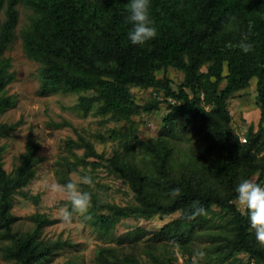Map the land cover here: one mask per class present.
Returning <instances> with one entry per match:
<instances>
[{
	"label": "trees",
	"instance_id": "16d2710c",
	"mask_svg": "<svg viewBox=\"0 0 264 264\" xmlns=\"http://www.w3.org/2000/svg\"><path fill=\"white\" fill-rule=\"evenodd\" d=\"M19 3L33 12L20 36L25 54L41 66V93L92 92V96L80 95L76 108L87 114L99 104L96 112L115 121H130L141 110L151 113L162 102L169 110L163 118L169 136L148 142L138 137L136 129L117 132L120 137L135 140L152 169L139 166L129 158V152L114 151L105 158L90 142L82 140L79 145L85 155L68 162V170L80 164L94 169L106 161L111 172L130 184L138 201L133 207L113 205L81 185L93 193L92 207L84 221L107 238L120 218H151L180 211L177 220L156 234L180 245L205 221L206 215L192 217L194 209L203 207L208 213L216 205L232 215L233 226L232 233L222 237L218 256L223 253L226 260L245 252L264 262V247L257 242L248 217L241 215L234 203L235 189L242 180L259 172L257 183L264 181V0H150L158 34L143 46L133 45L128 39L132 27L127 21L130 0H7L6 20L0 23V114L15 105V100L4 93L15 78L11 60L4 54L14 38ZM4 4L5 0H0V11ZM244 33L249 34L253 51L244 53L237 47H226L229 43L236 45ZM204 66L207 71L201 72ZM169 68L183 72L181 83L175 85L169 78L156 77L157 71ZM252 79H256L260 126L257 132L249 128L245 142H240L231 126L228 99ZM224 80L226 84L220 88ZM132 87H153L163 93L164 99L140 106ZM182 121L204 130L203 149L207 152L201 163L174 158L176 148L170 138ZM4 129L6 126L0 123V137ZM37 150V142L28 139L25 153L8 173L0 146V252L14 264H39L52 251V246L40 239L43 227L51 222L45 214L31 216L34 226L29 233L13 232V201L35 177V166L41 161ZM59 180L70 181L61 176ZM176 189L179 194H175ZM155 250L157 247L144 250L150 263H143L133 252L123 248L116 252L111 247L101 248L97 260L100 264H175L170 255Z\"/></svg>",
	"mask_w": 264,
	"mask_h": 264
},
{
	"label": "rangeland",
	"instance_id": "374dc122",
	"mask_svg": "<svg viewBox=\"0 0 264 264\" xmlns=\"http://www.w3.org/2000/svg\"><path fill=\"white\" fill-rule=\"evenodd\" d=\"M6 7L7 0L0 11V23L6 20ZM16 9L18 21L14 38L4 54V57L10 58L15 73V78L7 85L4 93L15 100V105L0 114V123L6 126L4 134L0 137V146L3 148L4 169L11 173L18 158L25 153L28 139L38 144L37 154L41 161L35 166V177L15 196L11 213L16 217L13 232L18 235L27 234L32 230L34 222L31 216L36 213L45 214L51 221L43 227L40 239L48 242L52 246V251L48 259L39 264H100L97 260L99 251L101 248L109 247L115 248L116 252H121L122 248L127 253L133 252L144 261L143 263L151 261L144 250L157 247L155 250L157 254L170 255L175 264H193L197 251L205 253L199 264H264L257 262L245 252L235 253L226 260L223 253L221 257L218 256L216 250L223 245L222 237L231 234L233 226L232 215L216 205L207 213L203 225L189 237L186 236L180 245L156 236L166 224L181 216L180 211L165 215L156 214L151 218L138 215L120 218L107 238H103L98 230L85 222L83 216L73 213L71 223H65L60 218L58 210L70 205L62 194L52 191L49 187L54 183L66 184L59 180L60 176L62 179L66 177L76 181L79 176L90 175L95 184L91 189L105 202L122 207L137 206L136 194L130 184L111 172L107 167L108 162L103 161L102 165L94 169L90 165L83 167L80 164L77 169L72 170H68V162H75L84 157L85 149L79 145L84 139L105 158L111 157L114 151L129 152V158L139 166L152 169L142 148L135 145V140L120 137L117 132L136 129L138 137L148 142L157 140L158 137L169 136L164 130L163 122L169 110L162 102L158 110L151 113L141 110L132 116L130 121H115L96 112L99 104H95L94 109L87 114L76 108L80 95L92 96L94 95L92 92L41 93V66L25 54L20 36L22 29L30 23L33 12L23 3H19ZM206 71L207 67L201 68V72ZM156 77L169 78L177 85L183 80L184 74L169 68L166 72L157 71ZM225 84L224 80L220 88ZM131 92L140 106L153 99L161 101L164 99L163 93L153 87L147 89L132 87ZM257 94L256 79H252L245 89L228 99L231 126L240 142H245L249 128H252L253 132L259 129L261 111ZM174 132L175 136L170 138L176 148L174 158L178 162L192 159L199 163L203 162L204 154L207 152L203 149L206 142L204 130L182 121L176 125ZM73 142L78 145H74ZM124 145H127L126 149ZM87 160L98 161L92 157H88ZM258 176L259 172L249 179L257 182ZM260 184L264 186V181ZM236 208L238 209L237 205ZM102 212L109 214L108 210ZM130 232L133 234H128ZM2 244L0 240V246H3ZM0 264H14V261L0 252Z\"/></svg>",
	"mask_w": 264,
	"mask_h": 264
},
{
	"label": "clouds",
	"instance_id": "9594fccd",
	"mask_svg": "<svg viewBox=\"0 0 264 264\" xmlns=\"http://www.w3.org/2000/svg\"><path fill=\"white\" fill-rule=\"evenodd\" d=\"M150 8V0H130L127 6L129 13L127 21L132 25L128 32V39L133 45L143 46L156 38L158 34ZM226 47H237L244 53H249L254 49L253 43L249 42L248 33L242 34L236 45L229 43ZM81 185L89 188L95 187L90 175L79 176L76 181L70 180L66 184L54 183L49 186L52 191L62 194L70 205V208L65 206L58 210L60 218L65 223L72 222L73 213L87 218L89 209L92 207L93 193L83 190ZM174 191L175 194H179V189ZM235 192V203L238 210L241 215L248 217L250 228L254 231L257 242L264 247V186L253 179H244L237 185ZM198 215H207V212L203 207H196L192 217L195 218ZM204 256L203 251H197L193 264H199Z\"/></svg>",
	"mask_w": 264,
	"mask_h": 264
}]
</instances>
